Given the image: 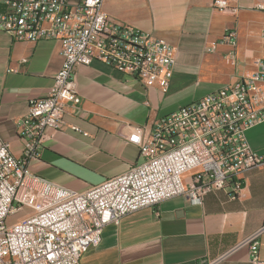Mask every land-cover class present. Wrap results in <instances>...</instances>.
<instances>
[{
    "label": "crops",
    "instance_id": "1",
    "mask_svg": "<svg viewBox=\"0 0 264 264\" xmlns=\"http://www.w3.org/2000/svg\"><path fill=\"white\" fill-rule=\"evenodd\" d=\"M230 1L235 13L214 10L213 0H103L114 22L174 47L168 90L146 87L97 59L78 65L80 103L68 107L61 128L28 161L30 173L84 191L141 162L128 140L135 127H150L160 115L256 71L264 60V11L256 4L264 0ZM228 28L234 40L224 38ZM61 63L59 41H18L0 30V137L17 157L23 147L17 122L31 99L47 95ZM245 135L252 151L264 155V120ZM242 178L238 197L216 190L193 204L178 195L107 224L80 264H252L246 239L259 230L264 261V169Z\"/></svg>",
    "mask_w": 264,
    "mask_h": 264
},
{
    "label": "built area",
    "instance_id": "2",
    "mask_svg": "<svg viewBox=\"0 0 264 264\" xmlns=\"http://www.w3.org/2000/svg\"><path fill=\"white\" fill-rule=\"evenodd\" d=\"M102 3L0 0L1 31L18 41L57 40L62 55L47 95L31 99L17 122L21 155L15 156L0 137V264H80L83 253L100 243L107 224L178 195L193 204L216 190L238 197L242 174L264 169V155L252 151L245 135L246 128L264 120L263 60L253 73L160 115L150 127H135L128 140L142 160L123 173L84 191L30 173L28 161L61 128L68 107L80 103L78 65L97 59L146 87L168 90L174 47L114 22ZM212 8L237 10L230 0H213ZM256 9L264 11V1ZM224 38L234 40L235 29H226ZM260 233L246 239L252 264L264 263Z\"/></svg>",
    "mask_w": 264,
    "mask_h": 264
}]
</instances>
